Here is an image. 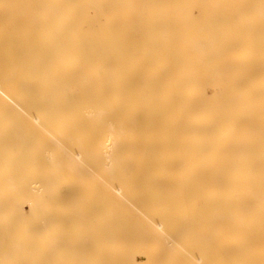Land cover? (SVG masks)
<instances>
[{"label": "bare ground", "instance_id": "1", "mask_svg": "<svg viewBox=\"0 0 264 264\" xmlns=\"http://www.w3.org/2000/svg\"><path fill=\"white\" fill-rule=\"evenodd\" d=\"M0 264H264V0H0Z\"/></svg>", "mask_w": 264, "mask_h": 264}, {"label": "rangeland", "instance_id": "2", "mask_svg": "<svg viewBox=\"0 0 264 264\" xmlns=\"http://www.w3.org/2000/svg\"><path fill=\"white\" fill-rule=\"evenodd\" d=\"M142 199H143V198L141 197V198H139V200H138V201H139V202H141V201H142Z\"/></svg>", "mask_w": 264, "mask_h": 264}]
</instances>
